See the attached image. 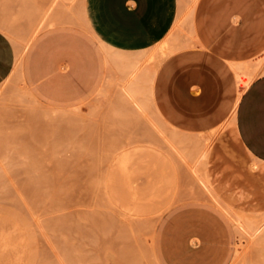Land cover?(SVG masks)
Instances as JSON below:
<instances>
[{
    "label": "crops",
    "instance_id": "obj_1",
    "mask_svg": "<svg viewBox=\"0 0 264 264\" xmlns=\"http://www.w3.org/2000/svg\"><path fill=\"white\" fill-rule=\"evenodd\" d=\"M19 1V11L29 1L45 8L40 0ZM58 4L56 11L71 9L75 18L32 41L39 40L21 69L29 90L63 116L59 105L85 112V106L105 104L113 90L114 116L125 128L137 122L175 175L188 173L193 197L212 201L187 216L188 238L227 243L233 229L223 213L232 219L231 205L215 191L208 159L214 141L224 138L264 179V0ZM15 47L0 30V85L15 69Z\"/></svg>",
    "mask_w": 264,
    "mask_h": 264
},
{
    "label": "rangeland",
    "instance_id": "obj_2",
    "mask_svg": "<svg viewBox=\"0 0 264 264\" xmlns=\"http://www.w3.org/2000/svg\"><path fill=\"white\" fill-rule=\"evenodd\" d=\"M18 9L19 1L0 0V30L7 33ZM8 92L2 83L0 264H264L261 238L255 244L241 229L264 220V179L224 138L214 141L207 171L231 205L232 219L223 215L233 238L200 245L185 220L212 201L193 197L188 173L176 176L137 122L125 128L114 116L113 90L85 112L59 105L64 116L49 112L40 95L22 103Z\"/></svg>",
    "mask_w": 264,
    "mask_h": 264
},
{
    "label": "bare ground",
    "instance_id": "obj_3",
    "mask_svg": "<svg viewBox=\"0 0 264 264\" xmlns=\"http://www.w3.org/2000/svg\"><path fill=\"white\" fill-rule=\"evenodd\" d=\"M18 1L19 0H4V2H6V3H11V2L14 3V2H18ZM22 1L24 2V0H22ZM59 1H62V0H51L49 6L47 5V6H45V8L39 9L38 6L35 7V5L33 4L34 2L32 3V1H29V4H28V1L25 0V3L27 2L28 6H24L23 7L24 10L19 11V9H18V12L15 15L12 14V16L10 18L11 24H9L8 29L6 28L7 33L9 35H12L13 37H15L17 40H19V43L22 42L23 46H24V48H23L24 50L22 52H20V50L16 51L17 52V55H16L17 56V62H16L15 69H14L12 75L5 81L6 87L7 86L9 87V92L6 94V95H8L9 98H14V99L20 100V101H22V103L28 102V101L31 102L32 100L35 99V96L27 87L25 80H24V77L21 73V69L23 67V60H24V57L26 55V52H27L30 44L32 43V41L36 38V36L43 29L50 27L52 25H62L65 21L71 22V20H73L72 18L73 17L75 18V13H73L74 11L72 12L71 9H70L71 13H69L67 11L65 13V12H63V10L61 9V6H60L59 12L56 11V7L59 5L58 4ZM30 2H31V6H30ZM37 2H39V1H37ZM191 2H193V1H191ZM36 4H38V3H36ZM191 4H193V3H190V5ZM61 5H63V4L61 3ZM41 7H43V6H40V8ZM18 20H19V24L17 23ZM73 23H75V22H72V24ZM6 29H5V31H6ZM191 39H192V37H191ZM18 46H16V47H18ZM106 53H107V51H106ZM122 55H124V54H122ZM34 103H32V105ZM39 103L38 104L36 103V104L39 105ZM32 108H34V107H32ZM46 112L47 111H44L43 114ZM39 114H40V112H39ZM48 118H47V120H48ZM98 180H101V179H98ZM106 194H107V192H106ZM231 215L233 217L232 213H231ZM240 221H242V220H240ZM240 221H238V222L240 223ZM263 221H262V223H259V224L256 223L257 221L255 223H251V224L243 223L242 228H241L244 231V233L247 235L249 240L253 241L254 243L261 238L260 242H258L259 247L264 246V241H263V238L261 237L262 231L264 230V222Z\"/></svg>",
    "mask_w": 264,
    "mask_h": 264
}]
</instances>
